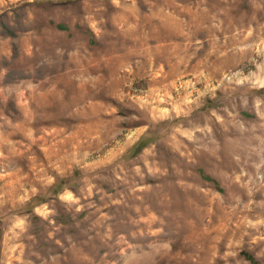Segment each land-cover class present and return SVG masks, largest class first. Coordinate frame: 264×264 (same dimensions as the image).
I'll use <instances>...</instances> for the list:
<instances>
[{"label":"rangeland","instance_id":"rangeland-1","mask_svg":"<svg viewBox=\"0 0 264 264\" xmlns=\"http://www.w3.org/2000/svg\"><path fill=\"white\" fill-rule=\"evenodd\" d=\"M0 264H264V0H0Z\"/></svg>","mask_w":264,"mask_h":264}]
</instances>
